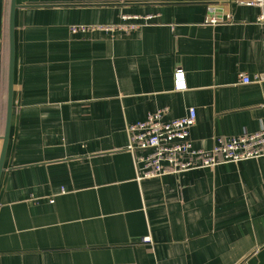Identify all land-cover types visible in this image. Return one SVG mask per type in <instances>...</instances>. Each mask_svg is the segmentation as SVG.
Wrapping results in <instances>:
<instances>
[{"label":"crops","instance_id":"crops-1","mask_svg":"<svg viewBox=\"0 0 264 264\" xmlns=\"http://www.w3.org/2000/svg\"><path fill=\"white\" fill-rule=\"evenodd\" d=\"M248 1L16 0L0 264H264V156L139 179L127 149L128 126L162 108L166 120L196 109L200 149L264 129V82L241 80L264 72V7ZM11 2L0 0V155Z\"/></svg>","mask_w":264,"mask_h":264},{"label":"built area","instance_id":"built-area-1","mask_svg":"<svg viewBox=\"0 0 264 264\" xmlns=\"http://www.w3.org/2000/svg\"><path fill=\"white\" fill-rule=\"evenodd\" d=\"M247 3L264 7V0H250ZM211 22L216 23L217 19L213 18ZM136 26L131 24L125 28ZM118 28L121 27L77 24L70 26V31L74 34L98 30L113 32ZM241 80L243 83H262L264 72L256 74L253 78L242 75ZM176 88H186L182 70L176 72ZM166 114L168 109L162 108L149 113L146 119L128 126L127 149L134 154L139 179L200 168L213 169L224 162H239L264 156V129L255 133L220 138L212 149H200L194 146L190 137L191 128L197 120L196 109L191 108L185 116L169 120L165 119ZM143 241L151 242V238L144 237Z\"/></svg>","mask_w":264,"mask_h":264},{"label":"water","instance_id":"water-1","mask_svg":"<svg viewBox=\"0 0 264 264\" xmlns=\"http://www.w3.org/2000/svg\"><path fill=\"white\" fill-rule=\"evenodd\" d=\"M16 8H17L16 0H12L11 13H10V64H9L7 120H6L5 133L3 136V146H2V151L0 155V179H1L2 172L4 170V164H5V159H6L9 140H10L13 105H14V57H15L14 30H15Z\"/></svg>","mask_w":264,"mask_h":264}]
</instances>
